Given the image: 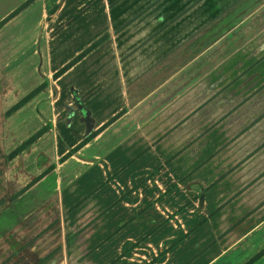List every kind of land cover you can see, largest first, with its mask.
<instances>
[{
  "label": "crops",
  "instance_id": "crops-1",
  "mask_svg": "<svg viewBox=\"0 0 264 264\" xmlns=\"http://www.w3.org/2000/svg\"><path fill=\"white\" fill-rule=\"evenodd\" d=\"M47 2L0 0V264H264V0Z\"/></svg>",
  "mask_w": 264,
  "mask_h": 264
},
{
  "label": "rangeland",
  "instance_id": "rangeland-1",
  "mask_svg": "<svg viewBox=\"0 0 264 264\" xmlns=\"http://www.w3.org/2000/svg\"><path fill=\"white\" fill-rule=\"evenodd\" d=\"M49 3V10L48 15L50 16V26L52 29L58 31L60 27H67V30L73 28H87L91 25V15L93 12H99V22L98 26L102 27L105 26V17H103V12L106 9V2L109 3V6L115 7L114 9H120L124 6H131V10L138 11L139 9V0H129L124 5L122 4V0H47ZM97 1V2H96ZM150 1V0H149ZM153 0H151L152 2ZM168 5L171 4V0H167ZM166 0H163V3H167ZM200 0H189L188 4H179L178 9L184 10V8H191L194 5H197ZM153 5V3H150ZM144 6V4H143ZM126 9L129 10V7ZM116 25L121 27L122 26V18L116 21ZM70 53H73L71 51ZM18 87L16 88V92H21L22 83L17 84ZM24 86L23 88H25ZM40 87V89H42ZM27 87L24 89L26 90ZM263 113V112H262ZM252 114L246 115L243 114V128H242V135L245 136V140H250L256 126H261L264 122V116L260 115V113L256 116ZM247 118V119H246ZM258 135V147L257 150L253 151V154H257L258 156H264V131H261V128L258 127L256 129ZM250 153V151H249ZM262 175L260 176V180L264 178V162H262Z\"/></svg>",
  "mask_w": 264,
  "mask_h": 264
},
{
  "label": "trees",
  "instance_id": "trees-1",
  "mask_svg": "<svg viewBox=\"0 0 264 264\" xmlns=\"http://www.w3.org/2000/svg\"><path fill=\"white\" fill-rule=\"evenodd\" d=\"M28 143H29V142H28ZM25 145H27V143H26Z\"/></svg>",
  "mask_w": 264,
  "mask_h": 264
}]
</instances>
